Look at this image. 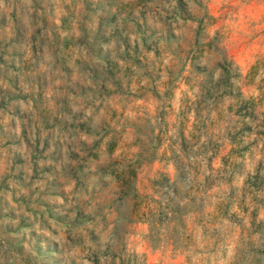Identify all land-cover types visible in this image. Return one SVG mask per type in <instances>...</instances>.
Segmentation results:
<instances>
[{
    "label": "rangeland",
    "instance_id": "obj_1",
    "mask_svg": "<svg viewBox=\"0 0 264 264\" xmlns=\"http://www.w3.org/2000/svg\"><path fill=\"white\" fill-rule=\"evenodd\" d=\"M0 264H264V0H0Z\"/></svg>",
    "mask_w": 264,
    "mask_h": 264
}]
</instances>
